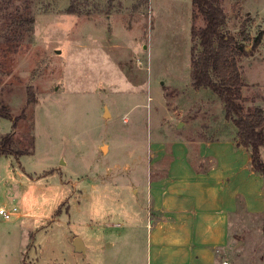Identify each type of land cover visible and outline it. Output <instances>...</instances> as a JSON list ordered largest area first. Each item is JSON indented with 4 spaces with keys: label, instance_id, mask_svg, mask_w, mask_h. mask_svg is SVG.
Listing matches in <instances>:
<instances>
[{
    "label": "rangeland",
    "instance_id": "374dc122",
    "mask_svg": "<svg viewBox=\"0 0 264 264\" xmlns=\"http://www.w3.org/2000/svg\"><path fill=\"white\" fill-rule=\"evenodd\" d=\"M222 1L225 30L249 50L263 32L239 62L246 107H264V0ZM14 2L36 20L20 41L0 35V102L14 117L25 112L15 136L21 148L34 146L20 159L0 157V206L18 208L0 218V264H141L136 228L158 129L237 133L216 94L192 85L191 27L204 21L191 0ZM12 129L0 117V133ZM227 258L264 264L262 217L233 220Z\"/></svg>",
    "mask_w": 264,
    "mask_h": 264
},
{
    "label": "crops",
    "instance_id": "0c3cea01",
    "mask_svg": "<svg viewBox=\"0 0 264 264\" xmlns=\"http://www.w3.org/2000/svg\"><path fill=\"white\" fill-rule=\"evenodd\" d=\"M236 135L196 138L158 129L153 177L136 228L141 264H229L233 220L241 212L264 220V177L251 168L250 152Z\"/></svg>",
    "mask_w": 264,
    "mask_h": 264
},
{
    "label": "trees",
    "instance_id": "16d2710c",
    "mask_svg": "<svg viewBox=\"0 0 264 264\" xmlns=\"http://www.w3.org/2000/svg\"><path fill=\"white\" fill-rule=\"evenodd\" d=\"M15 0H0L1 16L5 19V30L0 35L20 41L35 23V14L16 5ZM193 18L201 15L204 25L191 27V78L196 89H210L223 103L225 118L237 128V144L245 147L251 155V168L264 177V107H246L243 95V78L239 57L251 54L262 42L263 32L253 41L251 50L232 34L225 30L228 16L222 0H191ZM16 7V12L10 8ZM75 6H70L67 13L77 14ZM244 33V31H242ZM248 39V36L245 37ZM28 87V104L36 102L35 94ZM0 117L13 121L12 131L0 133V157L13 156L20 159L31 154V149H23L15 136L18 120L25 117V112L14 117L10 107L0 102Z\"/></svg>",
    "mask_w": 264,
    "mask_h": 264
},
{
    "label": "built area",
    "instance_id": "2783aa9c",
    "mask_svg": "<svg viewBox=\"0 0 264 264\" xmlns=\"http://www.w3.org/2000/svg\"><path fill=\"white\" fill-rule=\"evenodd\" d=\"M18 214V208L16 206L6 207L4 205L0 206V218L2 219H10L13 216ZM224 264H228V262H224Z\"/></svg>",
    "mask_w": 264,
    "mask_h": 264
},
{
    "label": "water",
    "instance_id": "95a60500",
    "mask_svg": "<svg viewBox=\"0 0 264 264\" xmlns=\"http://www.w3.org/2000/svg\"><path fill=\"white\" fill-rule=\"evenodd\" d=\"M108 113V111H107ZM76 244L79 246L81 243L79 242V239L76 240Z\"/></svg>",
    "mask_w": 264,
    "mask_h": 264
}]
</instances>
